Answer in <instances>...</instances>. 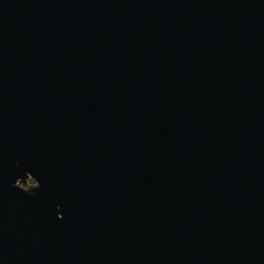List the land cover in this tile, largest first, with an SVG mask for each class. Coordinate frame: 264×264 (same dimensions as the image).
Listing matches in <instances>:
<instances>
[{"label": "water", "instance_id": "obj_1", "mask_svg": "<svg viewBox=\"0 0 264 264\" xmlns=\"http://www.w3.org/2000/svg\"><path fill=\"white\" fill-rule=\"evenodd\" d=\"M0 264H264V0H0Z\"/></svg>", "mask_w": 264, "mask_h": 264}, {"label": "trees", "instance_id": "obj_2", "mask_svg": "<svg viewBox=\"0 0 264 264\" xmlns=\"http://www.w3.org/2000/svg\"><path fill=\"white\" fill-rule=\"evenodd\" d=\"M29 182H33V179H30Z\"/></svg>", "mask_w": 264, "mask_h": 264}]
</instances>
